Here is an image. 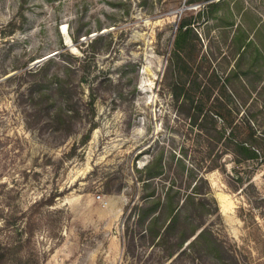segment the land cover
Here are the masks:
<instances>
[{
    "label": "rangeland",
    "instance_id": "1",
    "mask_svg": "<svg viewBox=\"0 0 264 264\" xmlns=\"http://www.w3.org/2000/svg\"><path fill=\"white\" fill-rule=\"evenodd\" d=\"M189 1L0 0V264H220L166 259L129 217L145 191L139 170L158 155L166 170L154 188L182 181L190 191L202 176L217 207L204 227L238 264H264V163L241 191L231 155L208 169L201 117L192 124L188 114L238 112L239 138L249 132L242 116L262 134L264 82L231 81L224 95L221 82H203L198 111L166 73L186 16L198 38L193 67L227 72L230 39L239 27L254 36L264 0H226L230 13L222 5L215 17L197 15L208 1Z\"/></svg>",
    "mask_w": 264,
    "mask_h": 264
},
{
    "label": "trees",
    "instance_id": "2",
    "mask_svg": "<svg viewBox=\"0 0 264 264\" xmlns=\"http://www.w3.org/2000/svg\"><path fill=\"white\" fill-rule=\"evenodd\" d=\"M197 1L203 0H190L188 4ZM205 1L208 3L198 11V17L204 14L215 17V12L222 5L226 6L227 12L230 13L226 0ZM237 4L243 5L241 2ZM240 10H244V7L241 6ZM248 16L251 14L249 13ZM253 22V27L256 28L253 33L254 36L250 37L245 28L239 27L230 39L229 45L232 49L230 55H232L234 62L232 66L229 65L227 72L209 68L211 64L205 68L204 72H199L203 67L199 69L193 67L196 62L194 41L198 39L193 30L195 20L188 16L181 20L174 39L173 49L167 59L166 73L170 74L174 95L176 97L183 96V101L189 104V109L202 111V107L199 108V105L204 92L203 82L212 83L210 86H214L216 82H221L222 95L228 93L227 86L229 87L228 84H231V81L236 80L252 87L257 83L264 82V74L257 72V70L264 68V33L260 34L264 31L262 29L264 28V21L261 22L258 18L257 21ZM257 37L262 41L261 45L255 42L254 39ZM99 39L101 38L98 37L96 41ZM96 41L94 40V43ZM51 60H47L45 65ZM224 60L229 64V55H225ZM245 64L246 68L244 69ZM41 70L43 68L39 69V71ZM30 72L34 74L32 71ZM251 73L252 77L249 75ZM245 79H248V84ZM60 82L61 80H58L56 83L60 84ZM59 88H62V92L56 89L58 92L55 91L56 95H64L66 86L63 88L61 83ZM219 97L221 96L214 99L213 104L218 102ZM91 98L93 99V97ZM212 107L214 108V105ZM188 114L191 116L192 124L201 117L199 124L196 125L199 136H202L204 141L206 159L210 161L207 166L208 169H221L222 166L217 167L215 164L217 159L229 154L235 164L232 167V177L237 182L238 189L241 188V191H247L248 188L252 189V176L257 166L264 163V133L256 135L250 126L249 118L242 116L240 120L245 126H248L249 132L244 137L240 136L239 138V135L236 134L238 126L234 123L238 112H188ZM216 148H219V151L216 152ZM165 170L166 166L163 164L160 155L152 158L139 170L141 176L138 181L142 182L145 191L139 197V203H134L129 207L131 209L129 217L132 214L133 217L134 214L137 217L136 222L140 228V236L148 239L149 244L153 247L159 246L165 253L166 259H170L176 254V259L191 254L210 255L212 259H220V264H238V260L233 255H229L222 243L211 234L207 227H204L207 216L217 211L214 199L208 198L211 192L209 191L208 195L200 192V184L198 183L203 182L209 186L207 180L199 176L190 191L187 189L189 186L184 191L181 190L182 181L178 185L173 181L168 186H164L162 190L155 189L154 181L162 177ZM244 186L245 188H243ZM201 228V232L192 239ZM127 232H129L128 228ZM186 242L189 243L184 247Z\"/></svg>",
    "mask_w": 264,
    "mask_h": 264
},
{
    "label": "built area",
    "instance_id": "3",
    "mask_svg": "<svg viewBox=\"0 0 264 264\" xmlns=\"http://www.w3.org/2000/svg\"><path fill=\"white\" fill-rule=\"evenodd\" d=\"M96 198H97V199H99V198H100V196H97Z\"/></svg>",
    "mask_w": 264,
    "mask_h": 264
}]
</instances>
